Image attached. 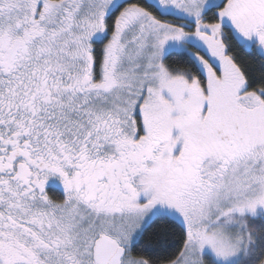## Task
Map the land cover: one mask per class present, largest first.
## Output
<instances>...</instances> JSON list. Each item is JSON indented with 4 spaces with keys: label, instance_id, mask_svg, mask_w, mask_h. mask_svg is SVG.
<instances>
[{
    "label": "snow or ice",
    "instance_id": "1",
    "mask_svg": "<svg viewBox=\"0 0 264 264\" xmlns=\"http://www.w3.org/2000/svg\"><path fill=\"white\" fill-rule=\"evenodd\" d=\"M0 264H264V0H0Z\"/></svg>",
    "mask_w": 264,
    "mask_h": 264
}]
</instances>
